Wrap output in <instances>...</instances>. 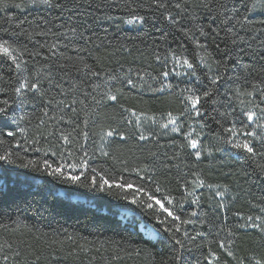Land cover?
<instances>
[{
    "label": "trees",
    "instance_id": "16d2710c",
    "mask_svg": "<svg viewBox=\"0 0 264 264\" xmlns=\"http://www.w3.org/2000/svg\"><path fill=\"white\" fill-rule=\"evenodd\" d=\"M158 2L167 10L153 0H52L60 7L9 0V7L0 9V38L24 53L22 59L31 70L9 72L10 62L0 63L4 76L0 88L5 89L0 92V108L5 109L0 112V155L11 154L14 161L0 160V264H257L264 259V222L260 228L251 227L257 217L264 220V131L248 135L253 124L246 112L263 118L264 113L253 107L261 103L260 89L248 96L252 88L245 83L264 80L258 72L264 67L260 47L264 34L236 26L227 37V53L223 40L217 41L221 53L209 48L215 59L231 60L226 72L221 69L224 79L215 86L216 102L203 100L197 116L187 111L191 105L186 89L194 85L202 94L210 81H196L185 66L175 64L172 51L189 59L195 55L194 42L180 31L192 23L186 18L174 25L168 16L170 12L180 20L173 5L194 0ZM17 3L25 6L16 8ZM241 4L242 0H229L228 7L243 12ZM130 11L146 22L124 23L120 18H127ZM188 11L203 25L216 15L209 16L202 7ZM249 16L255 27H264V12ZM218 26L223 27L219 20L212 24L214 29ZM21 27L33 38L20 34ZM181 46L187 51L181 52ZM33 52L39 55L30 56ZM195 63L198 75L215 73L214 66L209 73L198 57ZM163 71L171 74L165 78ZM21 74L31 82L39 80V90L15 93ZM110 75L116 79L110 80ZM126 77L134 84H127ZM169 83L172 88L161 87ZM108 94H117L119 102L107 101ZM132 111L159 119L171 113L179 120L181 134L152 131L141 140ZM106 132L114 134L105 144ZM189 132L201 135L200 142L211 155L196 157L187 146L184 133ZM244 139L254 146L253 153L234 147ZM44 160L51 168H45ZM58 166L72 175L83 173L81 182L52 175ZM92 176L133 187L101 190L99 183L91 184ZM198 179L223 188L222 205L194 195ZM140 187L144 192L137 191ZM153 195L181 219L168 217L149 199ZM140 223L152 226L157 235L147 234ZM246 223L248 227H241ZM177 239L183 247L175 243ZM221 240L223 248L217 243ZM210 251L216 252L215 260Z\"/></svg>",
    "mask_w": 264,
    "mask_h": 264
},
{
    "label": "snow or ice",
    "instance_id": "6c2138e0",
    "mask_svg": "<svg viewBox=\"0 0 264 264\" xmlns=\"http://www.w3.org/2000/svg\"><path fill=\"white\" fill-rule=\"evenodd\" d=\"M30 2L32 4H37V3H43L52 7H60V4H53L52 0H30ZM154 3L157 4L158 7L160 8H165L167 10V5L164 3H159L158 0H153ZM228 2L229 0H201L200 3H194L193 4H188L186 2L184 3H175L173 5V7L177 10V16L180 17V20H177L175 16H172L171 13H168V16L170 18L171 23L175 24H179L182 21H184L186 18H188L190 20V22L192 23V27H187V26H182L180 28V31L183 33V35L185 37H190L191 38V42H194L195 44V48H194V52L195 55H193L192 59H189L188 56L186 55H177L176 51H172L170 54L172 55L173 59L175 60V64L176 65H183L186 67L188 71V75L194 77V79L196 81H202L204 79H207L210 81V87L208 90H205L202 92V94L199 93V89L194 86L191 85L189 86L186 91L189 93L186 97L187 102L190 103L191 107L189 109H187L188 112H194L195 115L199 116L201 114V107L202 105V101L203 100H211L212 103H215V99H213L214 95H215V86L217 85L218 82L222 81L224 79V75L223 72L227 71L228 68V62H230L231 57H229V61L226 62L224 60H220V59H215V54H219L221 53V48H220V44L217 41L223 40V42L225 43V49L223 50L225 53H227L228 49H227V37H229L231 34L234 33V29L236 28V26H239L241 29H248L251 32H259L261 34H264V27H255L250 16L249 13H256L257 11H262L264 12V0H242V4L241 7L243 9V12L240 11V8L237 7H228ZM16 8H21L24 7L25 5L23 3H17L14 5ZM9 7V0H0V9H6ZM204 8L208 10V14L209 16H212V13L215 12L216 15L212 18V21L210 24L208 25H203L200 24L197 21V17L195 15H192L189 13L188 9L189 8ZM108 19H112V17H107ZM120 19L123 20L124 23L132 25V24H141L146 22V18L142 15L139 14H134L131 11L128 13L127 18L121 17ZM220 21V25H223V27L218 26L216 29H214L212 27V24H216L217 21ZM25 23V22H21V25ZM231 25V27H227V25ZM261 24H264V21H261ZM7 31V30H4ZM72 34L76 35V30L72 29ZM223 31L224 32V37L220 36V32ZM20 34H26L29 38H33V33L32 32H27L25 29H23L21 27L20 29ZM198 34V36H197ZM13 35H16V33L14 32ZM39 35L44 36L47 35V33L45 32H40ZM203 38V41L200 38ZM81 39H84L83 35H80ZM238 39L243 41L244 37L243 36H238ZM231 43L233 45L236 44V39H232ZM46 45H42L41 47H45ZM211 47H215V54L212 51H209V48ZM260 47L264 48V41H260ZM51 48L55 49L56 48V44H52ZM180 51L181 52H186L187 49L184 48V46L180 47ZM241 54H243V49H240ZM19 53V55H18ZM24 53L20 52L19 48L13 44L10 43V41L8 39H3L0 38V63H6V62H10L8 64L9 67V72H11V70L14 68L16 70H20V69H24L26 71H31L30 69L27 68V65L25 64V62L23 61L22 57H23ZM35 55H39V53L33 52L30 54V56H35ZM199 59L200 64H204L208 67V72L212 73L213 71V66L215 67V73H213L211 76H209L207 73L202 77L200 75L197 74V65L195 63V60ZM161 56L160 55H156L155 59L157 61L161 60ZM165 61H167V58L165 57ZM261 61L264 62V56L261 57ZM86 68H88V65H85ZM221 69H223V72L221 71ZM89 71H91V69H89ZM174 71V69H173ZM259 74L261 76H264V67L260 68L258 70ZM93 75H99V73H92ZM170 71H163L162 75L163 77L167 78L170 75ZM39 75V73H38ZM50 73H48V76L50 77ZM176 75H180V73H176ZM250 75V73H249ZM110 80H114L116 79L115 76H109L108 77ZM158 78V77H157ZM4 76L3 74H0V81H3ZM11 82V78L9 79V83ZM49 82L51 83V80H49ZM126 82L129 85H133L134 81L130 78V77H126ZM246 84H250L251 88H252V92H247L248 96H252L253 92H255L258 88L260 89L261 95H262V99H261V103L260 104H254L253 107L254 108H260L261 112L264 113V108H261V104H264V88L261 87V85H264V80H260V81H249V80H245ZM17 84L18 86L13 88V91L17 94H21L22 91L24 89H27L29 91L31 90H39L40 88V82L39 80H37L36 82H31V78L29 76H24L23 74H21L20 76L17 77ZM161 87H168V88H172L173 85L172 84H162ZM5 91V89L0 88V92ZM120 90L118 89L117 92H119ZM237 91L239 92L240 89L239 87H237ZM245 93H241V95H244ZM120 97L117 94H108L106 96V100L107 101H111L114 103H118L119 102ZM74 102V101H73ZM4 104H7L8 101L4 100L3 101ZM241 105L244 104V101H240ZM249 103H251V101H249ZM122 107V105H121ZM5 109L4 108H0V112H4ZM183 115V113L181 114ZM222 115H231L230 113H224ZM246 116H247V120L250 122H253L254 119L256 118V112L255 111H247L246 112ZM171 124L173 125V131H180L179 127H176L177 125V120L172 117L171 113H169V121L168 124L163 125V127L167 128L168 125ZM224 131L226 132H233L232 128H224ZM114 133L113 132H109L107 133L108 136H112ZM117 135H121L120 133H116ZM8 136H13L14 133L13 132H8L7 133ZM185 136L189 137L188 142H187V146H190L192 149H197L198 145L200 144V141L198 139H192V133H184ZM249 136H256L255 131L248 133ZM65 139H67V137H64ZM141 140L146 139V137L144 135H140L139 137ZM259 138V137H257ZM234 147L238 148V149H244L246 150L248 153H253L254 152V146H252V144L250 143V141L248 139H244L243 141L237 140L234 143ZM102 155L107 156L109 155V153H102ZM195 155L197 158H199L201 156V151L197 150L195 152ZM0 160H8L9 162H14L12 161L11 158V154H6V155H0ZM31 163V162H30ZM45 168H51V165L49 164V162L47 160L43 161ZM25 167L27 165H24ZM69 167H75L74 165H70ZM147 167V166H145ZM63 166H58L55 167L54 169H52L51 174L52 175H59L62 176L66 179H69L73 182H81V176L83 175V173H81L80 175H72L71 173H65L62 170ZM137 171H139V169H136ZM92 172L95 173L96 169L93 168ZM99 183V187L101 190L105 189V186H115L121 189L124 188H128L131 189L133 187V185L129 182H124V183H117L115 180H112L110 182L109 179L104 178L103 176L100 177L99 181H97L96 176H92L91 177V184L95 185ZM195 186L197 188L201 187L204 185V181L203 180H199L198 182H194ZM209 188H212V185H208ZM157 191H160L159 187H157L156 189ZM138 192H144V188L140 187L137 189ZM191 195V193H190ZM215 195L218 197H223L224 196V192L223 191H216ZM125 199H128L127 196L124 197ZM133 203H137V198L135 196H133ZM150 200L154 201L156 205H159L160 209L164 212L167 213L168 217H172L174 220H180L181 217L179 215H176L172 210H170L168 207H166L161 200L157 199L154 195L149 197ZM196 201H193V203H195ZM149 208H152L153 205L149 204L148 205ZM192 215H196L195 212L192 213ZM252 217H248L249 221H252ZM256 219H260L259 217H257ZM183 223H191L190 220H184ZM249 225L243 224L241 225V227H248ZM251 227L253 228H260L261 225L256 224V223H252ZM168 231H172L171 228L168 229ZM262 231H264V228H262ZM230 242V241H229ZM175 243L177 245H180L181 247H183V243L181 240H176ZM212 243V242H210ZM219 247L223 248L225 246V241L221 240L217 242ZM210 257H212L213 260L216 259V252L215 251H210L209 253ZM228 255L231 256L232 253L228 252ZM6 259V258H5ZM178 259V258H177ZM207 259V258H206ZM257 264H264V259L257 261Z\"/></svg>",
    "mask_w": 264,
    "mask_h": 264
},
{
    "label": "rangeland",
    "instance_id": "374dc122",
    "mask_svg": "<svg viewBox=\"0 0 264 264\" xmlns=\"http://www.w3.org/2000/svg\"><path fill=\"white\" fill-rule=\"evenodd\" d=\"M134 25H139V24H132L130 26H134ZM250 108L252 109V106ZM131 117H132L135 127L137 128V130L139 131L141 135H146L152 131H157L158 133H161L163 135H171V134L180 135L181 134L180 132L181 130L179 132L173 131V125L171 124H169L167 128L163 127V125L168 124L169 115H164V117L159 119V118H155L153 116H149L144 113H138V112L132 111ZM172 117H174L177 120L176 127L180 128L179 120L173 115ZM250 123L253 124V131H255L256 135L259 134L260 131H264V118L261 117L259 113L258 114L256 113V118L254 119L253 122H250ZM107 133L109 132H106L103 134V140L105 144L108 142L110 138H112V136H108ZM191 133H192V136H191L192 139H198L200 141V138H201L200 134H197L195 132H191ZM194 150L201 151L200 157L211 155V152L207 149V147L203 145L202 142H200V144L198 145V148ZM199 180H202V179H198L196 182H198ZM208 185H212V184L204 183L203 186L197 188L194 183V195L198 197L207 196L214 205H222L224 201V196L218 197L215 195V192L223 191V188L220 187L219 185H212V188H209ZM263 222L264 220L262 218L257 219L256 221H252V223H256L259 225H261ZM140 227L142 228L143 231H145L149 235H152V236L157 235L156 231L150 225H145L144 223H140Z\"/></svg>",
    "mask_w": 264,
    "mask_h": 264
}]
</instances>
